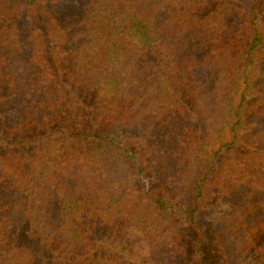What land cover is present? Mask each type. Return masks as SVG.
I'll return each mask as SVG.
<instances>
[{"label": "trees", "instance_id": "obj_1", "mask_svg": "<svg viewBox=\"0 0 264 264\" xmlns=\"http://www.w3.org/2000/svg\"><path fill=\"white\" fill-rule=\"evenodd\" d=\"M71 1L0 0V264H264V0Z\"/></svg>", "mask_w": 264, "mask_h": 264}, {"label": "rangeland", "instance_id": "obj_2", "mask_svg": "<svg viewBox=\"0 0 264 264\" xmlns=\"http://www.w3.org/2000/svg\"><path fill=\"white\" fill-rule=\"evenodd\" d=\"M78 2L76 0L71 1L67 6L70 8H72V7L79 8L80 2L79 3ZM21 21H22L23 28L27 27V23L23 17L21 18ZM116 130L117 131L121 130L123 132L127 131V129L124 126H117L115 128V131ZM241 195H242L241 191H235V192H232L231 194L227 195L219 204L213 205L209 214L205 218H207V219L212 218V217L220 214L221 212H225V211L231 209L233 204L241 198Z\"/></svg>", "mask_w": 264, "mask_h": 264}]
</instances>
